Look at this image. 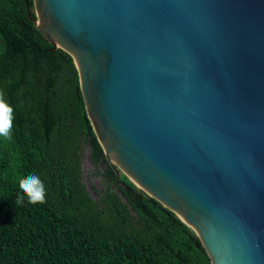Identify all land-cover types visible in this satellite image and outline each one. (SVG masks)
I'll use <instances>...</instances> for the list:
<instances>
[{
	"label": "water",
	"instance_id": "95a60500",
	"mask_svg": "<svg viewBox=\"0 0 264 264\" xmlns=\"http://www.w3.org/2000/svg\"><path fill=\"white\" fill-rule=\"evenodd\" d=\"M116 177L211 264H264V0H32Z\"/></svg>",
	"mask_w": 264,
	"mask_h": 264
},
{
	"label": "trees",
	"instance_id": "16d2710c",
	"mask_svg": "<svg viewBox=\"0 0 264 264\" xmlns=\"http://www.w3.org/2000/svg\"><path fill=\"white\" fill-rule=\"evenodd\" d=\"M35 18L33 1L27 0ZM26 0H0V91L13 108L12 141H0V264H211L175 213L116 177L88 119L73 58L27 18ZM89 151L90 177L83 179ZM35 172L47 203L23 207L13 157Z\"/></svg>",
	"mask_w": 264,
	"mask_h": 264
},
{
	"label": "clouds",
	"instance_id": "9594fccd",
	"mask_svg": "<svg viewBox=\"0 0 264 264\" xmlns=\"http://www.w3.org/2000/svg\"><path fill=\"white\" fill-rule=\"evenodd\" d=\"M13 119V108L6 101L4 93L0 91V141H3L5 145L12 141ZM11 167L19 189V194L13 202L15 207H23L25 200L30 205L46 204L47 190L39 175L35 172L27 176L19 175L16 169L20 167V164L15 156Z\"/></svg>",
	"mask_w": 264,
	"mask_h": 264
},
{
	"label": "rangeland",
	"instance_id": "374dc122",
	"mask_svg": "<svg viewBox=\"0 0 264 264\" xmlns=\"http://www.w3.org/2000/svg\"><path fill=\"white\" fill-rule=\"evenodd\" d=\"M92 167H93V165H92V163L90 162V159H89V151H85V156L83 158V169H84L83 179H84V182L89 187L90 192L93 194V190H92V188H90L89 185L92 183V184L97 185V187L99 188L100 181L97 178L90 177V173H91Z\"/></svg>",
	"mask_w": 264,
	"mask_h": 264
}]
</instances>
